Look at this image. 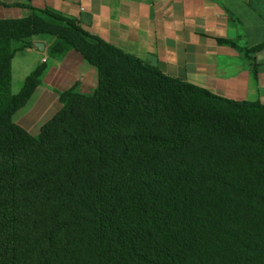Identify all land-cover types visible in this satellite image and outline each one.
<instances>
[{
	"label": "trees",
	"instance_id": "1",
	"mask_svg": "<svg viewBox=\"0 0 264 264\" xmlns=\"http://www.w3.org/2000/svg\"><path fill=\"white\" fill-rule=\"evenodd\" d=\"M53 39L98 88L61 96L33 136L13 122L14 57ZM0 264H264V106L163 75L49 11L0 21Z\"/></svg>",
	"mask_w": 264,
	"mask_h": 264
},
{
	"label": "crops",
	"instance_id": "2",
	"mask_svg": "<svg viewBox=\"0 0 264 264\" xmlns=\"http://www.w3.org/2000/svg\"><path fill=\"white\" fill-rule=\"evenodd\" d=\"M34 11L74 20L149 65L153 56L167 77L228 101L264 106V0H0V21L28 19ZM83 14L91 16L89 25ZM53 42L36 38L34 47L18 53L11 64L13 95L45 66L29 102L13 117L33 136L61 112L64 93L74 89L89 95L99 85L96 67L76 51L52 56Z\"/></svg>",
	"mask_w": 264,
	"mask_h": 264
},
{
	"label": "water",
	"instance_id": "3",
	"mask_svg": "<svg viewBox=\"0 0 264 264\" xmlns=\"http://www.w3.org/2000/svg\"><path fill=\"white\" fill-rule=\"evenodd\" d=\"M83 22L85 24H90L91 23V16L87 15V14H83L82 16ZM37 46L41 49L44 50V46L43 44H37ZM149 63L152 67H157V59L153 56H149L148 57Z\"/></svg>",
	"mask_w": 264,
	"mask_h": 264
},
{
	"label": "rangeland",
	"instance_id": "4",
	"mask_svg": "<svg viewBox=\"0 0 264 264\" xmlns=\"http://www.w3.org/2000/svg\"><path fill=\"white\" fill-rule=\"evenodd\" d=\"M18 89H19V86L15 85V86L13 87V92H14V93L18 92V91H19Z\"/></svg>",
	"mask_w": 264,
	"mask_h": 264
}]
</instances>
